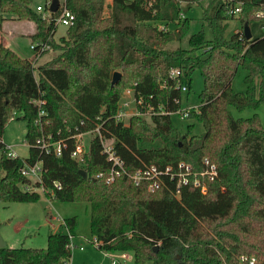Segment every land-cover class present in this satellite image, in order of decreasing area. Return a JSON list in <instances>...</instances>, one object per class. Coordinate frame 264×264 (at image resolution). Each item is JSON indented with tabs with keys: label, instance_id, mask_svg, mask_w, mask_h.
Here are the masks:
<instances>
[{
	"label": "trees",
	"instance_id": "obj_1",
	"mask_svg": "<svg viewBox=\"0 0 264 264\" xmlns=\"http://www.w3.org/2000/svg\"><path fill=\"white\" fill-rule=\"evenodd\" d=\"M201 1L113 0L105 15L104 0H65L75 21L57 42L54 20L35 12L32 0H0L4 15L34 23L32 44L58 51L35 66L40 56L23 58L0 41V203L36 202L37 189L61 203H86L99 250L131 252L133 264H240L244 256L264 264V126L257 115L235 118L231 110L264 105V35L249 41L244 36L246 23L264 21V0H210L189 48L169 47L190 31L191 19L180 16L183 3ZM239 3L241 12L232 14ZM4 21L0 16V28ZM161 23L175 28L161 31ZM240 68L247 73L244 92L232 87ZM172 69L184 70L189 80L197 71L203 77L199 110L189 116L204 127L201 135H181L171 115L133 116L128 125L116 121L127 89L146 100L152 96L154 106L179 110L182 92L169 77ZM116 72L121 78L113 84ZM16 116L27 123L28 158L13 156L3 142ZM97 126L108 143L115 140L117 155L130 171L150 165L177 169L185 162L200 172L208 159L218 178H205L206 192L191 182L180 194L178 181L169 176L155 192L127 177L106 184L95 179L109 169L98 134L92 135L85 165L71 157L75 136ZM42 133L64 141L62 156L36 145ZM37 163L42 173L33 183L22 169ZM78 224L77 217L65 219L67 232L51 233L46 248H0V264H68Z\"/></svg>",
	"mask_w": 264,
	"mask_h": 264
},
{
	"label": "rangeland",
	"instance_id": "obj_2",
	"mask_svg": "<svg viewBox=\"0 0 264 264\" xmlns=\"http://www.w3.org/2000/svg\"><path fill=\"white\" fill-rule=\"evenodd\" d=\"M60 3H64L65 0H59ZM210 0H202L198 5L197 3H183L184 14L191 19L190 31L184 40L180 43H173L169 47L176 48L178 46L184 49L189 48L188 40L191 35L197 33L203 25V7L207 6ZM45 0H32L31 8L36 9L38 5H45ZM190 8V10L188 9ZM110 10V9H109ZM109 10L104 12L108 15ZM4 15L0 9V16ZM235 22L232 21V24ZM237 27L234 31H239L240 25L236 23ZM13 29L15 32L13 37L11 35H4L7 41H10L11 45L18 51L23 58L31 57L35 55V52L31 49L30 31H34V23L25 21H16L14 24H6L5 30ZM172 29L175 27L172 26ZM66 27L59 25L57 27L54 39L59 42L62 37L66 36ZM251 32L253 39L264 35V22H254L251 25ZM3 28H0V40L3 37ZM205 34L207 39L212 38L210 29L205 26ZM45 53V54H44ZM40 55L35 66L42 65L51 59H53L58 51L51 47ZM28 59V58H27ZM246 71L239 69L237 75L233 79L232 87L238 92H244L247 88L245 84ZM186 86L189 88V93H182L181 109L188 107H199L200 98L199 95L203 91L204 81L199 71L195 72L192 79L186 80ZM235 118L248 119L255 115L258 116L260 122L264 126V105H261L258 109H245L238 111L234 108L231 109ZM175 127L181 133V135H201L204 132V127L196 118L181 119L179 115L173 114L171 116ZM189 125H193L189 130ZM27 123L26 121L16 116V118L8 123L3 136V142L10 146V153L17 155L21 158L29 157V146L26 143ZM92 135L87 133L84 135L83 143L86 148L90 146ZM115 144V140L110 142ZM1 155V154H0ZM31 180L37 182L39 177H32ZM40 193V199L32 203L13 202V203H0V235L6 242L8 248H46L48 245V235L50 231L49 222H52L49 218V214L59 220L55 222L59 226L60 231L66 233L64 227V220L67 218L77 217L78 219V237L72 239L73 250L72 258L68 264H111L110 258L99 250L97 247L86 244L83 237L92 238L90 234V208L86 203H61L55 200H51L44 194L42 189L36 190ZM49 224V225H48ZM75 246V247H74ZM80 246H84V250L80 249ZM129 253V252H127ZM132 256V260L128 264H133V253H129ZM147 264H152L148 262Z\"/></svg>",
	"mask_w": 264,
	"mask_h": 264
},
{
	"label": "built area",
	"instance_id": "obj_3",
	"mask_svg": "<svg viewBox=\"0 0 264 264\" xmlns=\"http://www.w3.org/2000/svg\"><path fill=\"white\" fill-rule=\"evenodd\" d=\"M45 5H38L34 10L38 14L42 15L44 19L49 21L54 20L55 25H63L66 28H69L73 25L75 21L74 14L66 7L65 2L60 3L59 9L56 13H52L50 7L53 0H45ZM113 0H104V9L107 12L112 5ZM242 10V3H239L238 6L231 12L232 14H239ZM104 11V12H105ZM59 13L57 16H55ZM181 18H185L184 12L181 13ZM54 17V18H53ZM257 17L263 18L262 13H258ZM264 22V21H262ZM173 23H161L157 25V28L161 31H167L172 29ZM31 49L35 52V55L40 56L42 53L51 49L50 44L44 43H33L31 44ZM169 77L171 80L176 82L177 89L182 93H188L189 88L186 86V80L188 79L184 70L181 69H172L170 71ZM164 88V87H161ZM153 97L151 96L149 100H146L141 93L135 91V89H127L120 100V112L116 115L115 119L117 122H123V124L128 125L130 118L133 116H138L146 120H151L153 116L158 115H173L177 114L181 119H188L192 111L198 112L199 107H188L186 109H179L175 112L166 110L162 105L158 104L154 106L150 100ZM37 103V102H34ZM39 104V102H38ZM44 115V112L41 111L40 116ZM89 134H98L100 139V144L102 146V151L106 155L109 169L106 172L99 173L95 176V179H102L106 184H113L119 178L127 177L135 185H146L148 190L155 192L159 190L164 184V177L169 176L171 180H177V194H180L181 187L183 184L193 183L197 188H200L202 192H206L205 178L209 181H214L218 178V171L216 165L212 164L208 159H204L203 163L205 169L202 171H196L195 168L185 162H180L177 166V169H174L171 166L160 168L156 165H150L145 168H140L135 171H130L124 162L118 155L116 151L115 144L108 143L101 135L100 127L97 126L95 129L88 132ZM87 133H80L75 136L76 146L71 152V157L81 166L85 165V157L91 151V143L88 148H86L83 143L84 135ZM36 145L46 153H52L57 157L62 156L63 151L67 148V145L63 140H54L53 135L46 136L42 133L41 136H38L36 140ZM15 156L14 154H12ZM23 175L28 178L39 177L42 173L41 164L37 163L32 167H25L22 169ZM200 178H203L201 180ZM54 218V217H53ZM55 222H58L54 218ZM64 224V222H63ZM59 228V226H57ZM65 227V226H64ZM55 230L58 232L59 229ZM71 237L70 248L73 250V243ZM86 244L92 245L98 248V241L96 238L92 237L86 238L83 237ZM75 247V246H74ZM81 250H84V246H80ZM99 249V248H98ZM105 253L111 260V264H128L132 260V256L129 253H120V254H111ZM240 264H262L255 257H242Z\"/></svg>",
	"mask_w": 264,
	"mask_h": 264
},
{
	"label": "crops",
	"instance_id": "obj_4",
	"mask_svg": "<svg viewBox=\"0 0 264 264\" xmlns=\"http://www.w3.org/2000/svg\"><path fill=\"white\" fill-rule=\"evenodd\" d=\"M4 18H5V21L3 22V26H2V28H3V37H2V39L0 40L5 46H7V47H9V48H11V49H13L15 52H17L18 53V51L14 48V46H12L11 45V43H10V41H7V38L6 37H4V35L6 34V35H8V37H9V35H11V37H13V34H14V30L13 29H10V28H8L9 29V31L7 32V30H5V25L6 24H11V23H15L16 21H18V19L15 17V16H13V15H7V16H4ZM34 31H35V25H34ZM34 31H30L29 33H27V34H33L34 33ZM258 37H260V36H258ZM257 38V37H256ZM19 54V53H18ZM20 55V54H19ZM21 56V55H20ZM34 57V55L33 56H31V57H27L28 59H31V58H33ZM10 147V146H9ZM49 218H51L50 220L52 221V222H49V227H50V231H49V235L51 234V233H56L57 231L55 230L56 228H58L57 226L58 225H56L55 224V221H54V218H53V216L52 215H50L49 214ZM59 229V228H58ZM59 231H60V229H59ZM48 235V236H49ZM79 235H77V236H75V237H78ZM48 241V240H47Z\"/></svg>",
	"mask_w": 264,
	"mask_h": 264
},
{
	"label": "water",
	"instance_id": "obj_5",
	"mask_svg": "<svg viewBox=\"0 0 264 264\" xmlns=\"http://www.w3.org/2000/svg\"><path fill=\"white\" fill-rule=\"evenodd\" d=\"M60 6V1L59 0H53L52 5L50 7V10L52 13H56L59 9ZM244 36L246 38V40H252L253 39V35L251 32V27L246 23L244 26ZM121 78V73L120 72H116L114 74V78H113V84H115L117 82L118 79ZM80 174L87 179L88 178V172L85 169L80 170ZM7 247L6 242L3 240V238L0 235V248H5ZM156 251H158V248H155Z\"/></svg>",
	"mask_w": 264,
	"mask_h": 264
}]
</instances>
